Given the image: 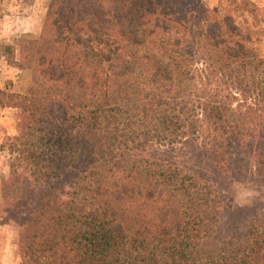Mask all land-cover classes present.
<instances>
[{
	"label": "trees",
	"instance_id": "obj_1",
	"mask_svg": "<svg viewBox=\"0 0 264 264\" xmlns=\"http://www.w3.org/2000/svg\"><path fill=\"white\" fill-rule=\"evenodd\" d=\"M42 22L0 44L31 74L0 88L18 116L5 182L25 170L36 190L24 264H264V203L221 190L264 183L253 30L201 0H49Z\"/></svg>",
	"mask_w": 264,
	"mask_h": 264
},
{
	"label": "rangeland",
	"instance_id": "obj_2",
	"mask_svg": "<svg viewBox=\"0 0 264 264\" xmlns=\"http://www.w3.org/2000/svg\"><path fill=\"white\" fill-rule=\"evenodd\" d=\"M48 1L0 0V44L15 45L21 35H33L27 31L33 23L40 24L41 28ZM249 1L256 7L253 15L244 8L228 5L227 0H201L209 9H218L219 14H229L240 24L249 26L253 30V46L264 57V0ZM16 56L19 57L17 52ZM30 76L29 70H20L13 64H8L0 55V88L23 93L27 91ZM17 120L16 109L0 107V264H24L17 245L20 216L23 215L19 212H22L21 208L31 204L29 196L36 192L30 189V186L35 187L22 168L18 172L23 182L21 187L16 180L5 182L14 174V169L11 167V155L1 147V143L6 136L17 133ZM221 190L233 206H248L253 209L264 203V183L243 185L225 182Z\"/></svg>",
	"mask_w": 264,
	"mask_h": 264
},
{
	"label": "crops",
	"instance_id": "obj_3",
	"mask_svg": "<svg viewBox=\"0 0 264 264\" xmlns=\"http://www.w3.org/2000/svg\"><path fill=\"white\" fill-rule=\"evenodd\" d=\"M8 18H12V17H8ZM40 24H31V26H30V29H28L27 31L29 32V33H32L33 35H37L39 32H40ZM1 36V35H0Z\"/></svg>",
	"mask_w": 264,
	"mask_h": 264
}]
</instances>
